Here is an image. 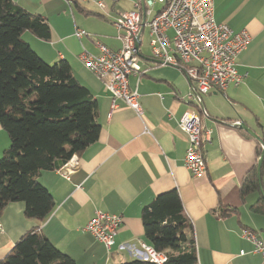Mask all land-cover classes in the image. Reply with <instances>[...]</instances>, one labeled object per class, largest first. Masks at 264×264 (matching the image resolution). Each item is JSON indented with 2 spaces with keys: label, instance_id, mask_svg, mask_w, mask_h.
<instances>
[{
  "label": "crops",
  "instance_id": "1",
  "mask_svg": "<svg viewBox=\"0 0 264 264\" xmlns=\"http://www.w3.org/2000/svg\"><path fill=\"white\" fill-rule=\"evenodd\" d=\"M13 1L48 22V40L29 31L22 33V39L46 62L64 59L69 63L74 76L97 101L101 128L98 138L66 165L40 173L39 181L54 201L44 220L27 218L23 202L4 207L0 261L33 228L76 264L130 261L135 257L120 250L119 244H148L141 220L143 207L157 194L176 189L193 225L198 264H264L253 244L241 236L244 228L264 236V213L250 208L259 194L253 192L244 199L239 195L243 177L257 165L260 144L239 124L254 131L264 144V0H213L215 21L226 23L233 32L247 31L251 40L236 59L237 71L247 74L243 82L229 86L224 94L211 90L201 96V106L208 114L202 124L208 135H203L206 170L199 177L183 166L187 136L178 120L184 112L200 108L186 101L194 82L182 66L158 63L151 57L149 44L147 53L140 44L144 73L128 77L129 89L139 94L143 111L139 116L120 100L112 110L103 80L79 58L83 50L98 54L96 41L119 49L113 19L120 11L135 9L139 0H104V9L89 0H76L78 6L75 0ZM78 28L86 34L76 36ZM8 145V134L0 125V156ZM225 208L235 210L219 216ZM97 210L122 216L110 248L82 229Z\"/></svg>",
  "mask_w": 264,
  "mask_h": 264
},
{
  "label": "trees",
  "instance_id": "2",
  "mask_svg": "<svg viewBox=\"0 0 264 264\" xmlns=\"http://www.w3.org/2000/svg\"><path fill=\"white\" fill-rule=\"evenodd\" d=\"M25 31L44 40L50 37V26L41 15L13 0H0V125L9 137L0 156V214L8 203L23 202L24 215L42 221L54 201L39 181L40 173L60 169L98 138L101 126L90 89L77 80L66 60H43L22 39ZM256 168L255 164L243 177L239 195L244 199L257 192L250 208L264 213ZM234 210L221 209L218 215ZM141 220L146 242L165 255L163 264H198L193 225L176 189L157 194L143 207ZM0 264L76 263L33 228L14 243ZM120 264L155 263L132 259Z\"/></svg>",
  "mask_w": 264,
  "mask_h": 264
},
{
  "label": "built area",
  "instance_id": "3",
  "mask_svg": "<svg viewBox=\"0 0 264 264\" xmlns=\"http://www.w3.org/2000/svg\"><path fill=\"white\" fill-rule=\"evenodd\" d=\"M89 1L101 9L106 7L104 0ZM139 2L143 4V25ZM139 2L135 4V9L120 11L113 19L121 42L119 49L112 50L96 41L99 53L93 55L83 50L79 58L86 68L103 80L112 110L117 106V100H120L140 116L143 111L139 94L129 89L128 77L144 73L138 60L141 35L146 28L151 57L160 64L182 66L187 77L194 82L186 101L199 107L200 111L184 112L178 120V126L187 136L183 166L192 176L199 177L206 170L203 135H208L202 124V117L208 114L201 106V96L211 90L224 94L229 86L243 82L247 74L237 71L236 59L248 45L251 36L245 30L233 32L226 23L216 22L213 0ZM155 4L160 7L154 12ZM85 34L79 28L75 31L78 37ZM70 165L75 166V162ZM121 223V215L97 210L82 229L110 248ZM241 236L250 241L253 251L264 259V236L247 228L242 229ZM118 248L129 251L134 259L143 262L163 264L166 259L162 252L143 242L139 243V247L133 243H122Z\"/></svg>",
  "mask_w": 264,
  "mask_h": 264
},
{
  "label": "water",
  "instance_id": "4",
  "mask_svg": "<svg viewBox=\"0 0 264 264\" xmlns=\"http://www.w3.org/2000/svg\"><path fill=\"white\" fill-rule=\"evenodd\" d=\"M141 16H142V25H143V20H144V13H143V4L141 3ZM142 31V28H141ZM137 48H138V43L136 44ZM139 55L141 56V54L139 53ZM239 126L241 128H243L248 134H250L251 136H253L260 144H261V153L258 157L257 160V168H256V173H257V180H258V185H259V189L261 191V195L264 198V192L262 191L261 188V164H262V160H263V156H264V144L263 141L261 140V138L251 129H249L246 125L244 124H239Z\"/></svg>",
  "mask_w": 264,
  "mask_h": 264
},
{
  "label": "rangeland",
  "instance_id": "5",
  "mask_svg": "<svg viewBox=\"0 0 264 264\" xmlns=\"http://www.w3.org/2000/svg\"><path fill=\"white\" fill-rule=\"evenodd\" d=\"M159 7V4H155L154 6V9L156 10L157 8ZM95 9V8H94ZM141 49L142 51L144 52H148V37H147V34L146 32L144 31L143 34H142V37H141ZM140 60H138L139 62ZM140 63V62H139Z\"/></svg>",
  "mask_w": 264,
  "mask_h": 264
}]
</instances>
